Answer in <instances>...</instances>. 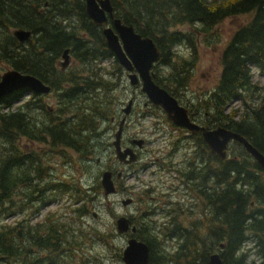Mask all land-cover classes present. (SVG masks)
Instances as JSON below:
<instances>
[{
	"label": "trees",
	"instance_id": "trees-1",
	"mask_svg": "<svg viewBox=\"0 0 264 264\" xmlns=\"http://www.w3.org/2000/svg\"><path fill=\"white\" fill-rule=\"evenodd\" d=\"M110 3L116 19L142 38L151 39L158 48L160 57L152 68L154 82L175 99L176 90L185 86L183 75L191 69V62L182 60L180 70L176 69L172 61L179 56L173 49L186 44L196 57L191 34L177 29L190 26L196 39L198 35L214 39L215 26L225 19L250 15L249 22L232 35L222 53L217 88L199 102V107L210 120L202 124L242 136L264 156V88L253 83V70L264 72V0ZM16 29L30 31L31 38L20 44L12 36ZM65 50L77 62L74 69H69L73 72L70 74L60 72L57 66ZM159 66L169 68L170 75L165 79L159 77ZM7 70L31 75L49 86L56 105L53 112L48 111L43 97L27 90L0 100V264H42L28 257H33L37 249L63 254L66 249L83 246L89 238L113 249V244L105 241L108 235L96 225H79L85 217L95 215L93 205L102 197V169L96 170L89 186L67 188L68 195L74 197V219L70 221L75 223V230L62 221L63 217L55 225L50 213L44 224L32 223L56 201L49 194L56 193L58 187L62 193L65 184L47 181L45 167L34 154L24 153L21 143L47 140L52 149L71 150L90 174L106 156L108 142L103 127L111 124L114 114L110 113L119 103L115 93L124 71L105 47L101 29L86 18L83 0H0V76ZM26 94L28 99H24ZM236 104L238 107L231 110ZM194 139L196 163L179 173L200 198L203 219L184 225L173 218L163 232L138 228L129 237L147 245L148 264H208L213 254H218L223 264H264V171L235 142L229 145L227 158L221 160L209 153L199 135ZM117 191H121L120 185ZM39 202L38 209L35 206ZM32 209L36 212L29 216ZM12 217L17 219L14 224L3 222ZM167 242L173 243L171 251ZM121 251L122 247L115 250L118 262ZM43 264L61 263L50 260Z\"/></svg>",
	"mask_w": 264,
	"mask_h": 264
},
{
	"label": "rangeland",
	"instance_id": "rangeland-1",
	"mask_svg": "<svg viewBox=\"0 0 264 264\" xmlns=\"http://www.w3.org/2000/svg\"><path fill=\"white\" fill-rule=\"evenodd\" d=\"M250 19V15L225 19L215 26L212 34H215L214 39L213 37L207 39V37L200 35L196 39L190 26H182L177 29L185 34H191L189 36L191 42L194 40L196 43V57L192 54L191 46L186 44H181L173 49L179 56L172 61L176 69L180 70L179 65L181 63L179 62L182 60H185L186 63L191 62V69L186 75H183L185 78L184 88L176 90V100L198 121H203L206 124L210 121L203 112V108L199 107V102L204 101L217 88L222 69V53L232 35L245 26ZM72 20L75 21L76 19L73 18ZM76 63L71 57L70 69H74L77 66ZM106 65L111 64L107 62ZM157 71L159 77L165 79L168 76L169 68L159 66ZM152 73L155 77V72ZM253 73L254 85L257 84L264 88V72L258 73L254 69ZM169 81L176 84L171 78ZM115 94H117L115 97H118L119 103L115 102L116 105L114 104L110 115L120 113V110L125 108L129 100L133 101L132 114L127 120V127L123 133L124 140L135 137L136 140H142L144 145L140 149L138 162L131 168L128 167L123 170V178L116 185V187L120 185L121 191L115 196H108V198H105L102 192L101 200L95 202V206L93 205L95 217H85L79 222L83 228L96 225L102 232H105L108 235L105 241L113 244V249L110 250L107 246L102 247L101 242H94L89 238L83 246L77 249L75 247L66 249L63 254H60L58 250L55 253L58 257L52 255V251L37 249L33 257H28L29 260L42 261V264L50 260L61 264H122L114 256L115 250L121 247L122 250L125 248L130 233L121 235L116 232L115 223L118 218L129 219L137 229L149 227L157 233L163 232L166 229L165 224L173 218L184 225L203 219L204 209L200 198L194 191V187H188L181 180L182 176L179 173L180 170L186 172L190 164L196 163L198 154L195 148L196 140L192 139L186 131L176 130L166 119L163 111L148 102L145 95L141 93L140 86L130 87L124 72L121 86ZM28 98V94H26L24 99ZM43 103L47 107L55 108L54 95L44 98ZM237 107V104L232 105L230 109ZM211 121L214 122V119L211 118ZM108 126L109 131L106 136H108L110 143L113 141L116 124H111V126L106 124L103 130L107 131ZM105 133L103 132V135ZM21 143L22 146L26 147L24 153L34 154L39 159L40 164L45 167L49 174L47 181L57 180L56 185L62 184L61 182L65 184L62 193L58 191L61 187H58L56 193L52 191L49 194L56 197V201L45 207L32 223L43 222L46 215L50 213L52 215L50 219L55 222V225L59 224L57 219L63 217L62 221L66 222L72 230H75V223L70 221V219H74L71 213L74 210V197L68 195L67 188L81 184L89 186L93 182L98 168L102 169L116 163L113 153L103 156L98 167L93 170L95 173L90 174L89 168L83 169L82 162L78 160L80 157L78 158V155L71 150L52 149L48 145L27 143L25 140H22ZM212 164L215 165L216 163L213 161ZM121 199H131L132 204L129 207H123L120 204ZM35 207L40 208L41 203L39 202ZM35 210L28 211L29 216L35 214ZM16 220L12 217L3 222L12 225ZM165 245L169 247L170 251L172 250L173 243L167 242Z\"/></svg>",
	"mask_w": 264,
	"mask_h": 264
},
{
	"label": "water",
	"instance_id": "water-1",
	"mask_svg": "<svg viewBox=\"0 0 264 264\" xmlns=\"http://www.w3.org/2000/svg\"><path fill=\"white\" fill-rule=\"evenodd\" d=\"M84 12L94 26L102 29L104 44L118 65L127 74L129 86L136 87L140 85L141 93L145 95L148 102L155 107H159L173 126L185 129L192 136L199 135L210 154L221 160L226 159L229 145L235 142L241 145L259 168L264 171V156L245 138L223 127L209 129L207 126L201 127L194 124L190 121L187 110L154 82L152 68L160 57L158 48L151 39L142 38L134 32L131 26H126L120 20L113 18V9L109 0H84ZM107 15L111 19V26L109 27H105L108 21ZM12 36L19 43H23L31 37V33L19 29L14 30ZM62 60L60 67H67L69 64V50L63 52ZM21 90H27L37 96L50 93V88L47 85L31 75L21 74L15 70H7L0 76V100ZM131 106L132 100L122 110L125 116L129 114ZM124 121L125 119L119 125L112 146L115 150L116 160L124 165H131L137 161V155L132 150L127 149L121 152L120 149ZM134 144L141 148L143 141H135ZM117 178H120V175ZM100 186L105 198L116 195L111 173L103 172L101 174ZM120 204L123 207H128L132 204V200L124 199ZM93 216L95 217V215ZM130 224L129 219L118 218L115 223L117 233L122 235L130 231L134 234L135 228H130ZM220 247L222 248V246ZM121 262L123 264H148L149 249L147 245L135 238L129 239L121 253ZM208 264H223V262L218 254H213L209 257Z\"/></svg>",
	"mask_w": 264,
	"mask_h": 264
},
{
	"label": "flooded vegetation",
	"instance_id": "flooded-vegetation-1",
	"mask_svg": "<svg viewBox=\"0 0 264 264\" xmlns=\"http://www.w3.org/2000/svg\"><path fill=\"white\" fill-rule=\"evenodd\" d=\"M83 3H84V0H83ZM73 18H76V17H73ZM113 18H115L114 17V15H113ZM107 19H108V21H107V25H106V27H109L110 26V24H111V19L108 17V15H107ZM64 24V23H63ZM23 30V29H22ZM25 31H28V30H25ZM102 31V30H101ZM30 32V31H29ZM31 33V32H30ZM80 34H82V36L83 37H87V34H85V33H80ZM31 36H32V34H31ZM31 38V37H30ZM29 38V39H30ZM28 39V40H29ZM27 40V41H28ZM27 41H25V42H23L22 44H25ZM63 55V54H62ZM60 61H62L63 62V60H62V56H61V58H60ZM58 62L57 63V66H58V68H59V70H60V72H64V73H67V74H70V73H73L72 71H69V69H70V67H71V57H70V55H69V64L67 65V67H65V68H62V67H60V64L62 63V62ZM49 87V86H48ZM50 88V87H49ZM53 95V93L52 92H50L49 94H47V95H43L42 97H43V99L44 98H47V97H50V96H52ZM42 99V100H43ZM46 107V109L48 110V111H50V112H53V109L54 108H50L49 106L47 107V106H45ZM133 104H132V106H131V109H130V111H129V114L127 115V116H125L124 114H123V108L120 110V113L118 112L116 115H114L113 116V118L111 119V121H110V123L113 125V124H116V131H115V133H114V136H115V134H116V132L118 131V128H119V125H120V123L123 121V119H125V121H124V124H123V127H122V135H121V139H120V149H121V152H124L125 150H132L136 155H137V161L134 163V164H131V165H124L123 163H120L118 160H116V158H115V150H114V148H113V146H112V143H113V141H114V136H113V141L112 142H110L109 143V141H108V136H106V134H107V132L109 131V126H108V130L106 131V130H103V132H106L105 133V135H103V136H105V139H107V142H108V144H107V149H106V152H105V154L106 155H110V154H112L113 153V156H114V160H115V162L116 163H114L113 165H108V166H106L105 168H102V173L103 172H109V173H111V175H112V181H113V183H114V185H115V187H116V185L122 180V178H123V170L125 169V168H131L133 165H135L137 162H138V160H139V158H140V149L143 147V145H144V142H143V145H142V147L141 148H138L135 144H134V142L135 141H142V140H136V138L135 137H130V138H126V140H124V136H123V133H124V130L126 129V127H127V120L130 118V116H131V114H132V110H133ZM191 117H190V120L194 123V124H196V125H198V126H207V125H204V124H202L203 123V121L201 122V121H198L197 120V118H194L192 115H190ZM111 124H110V126H111ZM209 127V126H208ZM176 130H184V129H179V128H176ZM185 131V130H184ZM187 132V131H186ZM188 133V132H187ZM190 135V137L192 138V139H194V138H196V136H192L191 134H189ZM25 142H27L28 143V141L27 140H25ZM42 145H48L47 144V140L46 141H43L42 143H41ZM25 147V146H24ZM25 150H26V147H25ZM213 156H215V155H213ZM216 158H218L217 156H215ZM115 165V166H114ZM101 173V174H102ZM118 175H120V178H117V176ZM118 187V186H117ZM117 187H116V190H117ZM121 201H122V199H121ZM121 201H120V203H121ZM131 227H134L135 228V233H136V227L134 226V225H132V223H131ZM128 233H130V231L128 232ZM128 233L126 234V235H128ZM134 233V234H135Z\"/></svg>",
	"mask_w": 264,
	"mask_h": 264
}]
</instances>
